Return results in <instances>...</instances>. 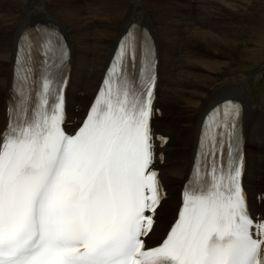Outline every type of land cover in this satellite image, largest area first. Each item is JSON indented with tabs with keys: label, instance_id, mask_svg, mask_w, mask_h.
<instances>
[{
	"label": "snow or ice",
	"instance_id": "6c2138e0",
	"mask_svg": "<svg viewBox=\"0 0 264 264\" xmlns=\"http://www.w3.org/2000/svg\"><path fill=\"white\" fill-rule=\"evenodd\" d=\"M67 59L54 28L20 37L0 131V264H264V218L240 183L242 106L226 100L206 116L181 209L152 246L162 193L151 36L131 25L73 133L63 126Z\"/></svg>",
	"mask_w": 264,
	"mask_h": 264
},
{
	"label": "bare ground",
	"instance_id": "6f19581e",
	"mask_svg": "<svg viewBox=\"0 0 264 264\" xmlns=\"http://www.w3.org/2000/svg\"><path fill=\"white\" fill-rule=\"evenodd\" d=\"M1 1L0 131L8 123L7 98L11 92L16 42L26 24L27 27L32 26L31 21L39 17L54 20L60 23L59 26L72 44L66 127L75 130L98 88L117 41L131 23L140 22L152 30L159 53L153 132L156 134L162 131L170 136L165 151L159 147V142L154 145L155 154H166L159 168L167 189V198L159 207L148 243H158L174 220L159 239H153L160 233L158 215L165 204L177 206L175 216L177 214L182 185L190 173L203 117L216 103L228 97L239 99L244 104L245 182L254 215L264 217V103L256 106L251 102L250 87L243 80L230 81L232 77L229 76L225 83H217L220 77L225 76L219 70L227 63L218 58V54H234L243 38L263 34L264 26L257 21L260 15L251 11L255 0H165L166 5L161 2L158 5L149 0L146 5L150 4L151 10L138 0L115 13L118 19L114 23L113 36L112 31L105 29L104 23L96 25L101 20L98 16L108 15V7L105 8L102 0L89 3L80 0ZM94 2L98 4L97 9L101 14L98 10L93 12L96 9L93 8ZM123 2L127 3L128 0ZM119 3H114L115 7H119ZM109 18L113 22L114 17ZM109 38L114 39L111 41ZM158 109L161 115L157 113Z\"/></svg>",
	"mask_w": 264,
	"mask_h": 264
},
{
	"label": "rangeland",
	"instance_id": "374dc122",
	"mask_svg": "<svg viewBox=\"0 0 264 264\" xmlns=\"http://www.w3.org/2000/svg\"><path fill=\"white\" fill-rule=\"evenodd\" d=\"M10 2L9 0H2L1 2ZM83 3H89L91 1H95V0H80ZM114 0H102V2L104 3L105 8L108 9V15L103 16L100 15V17L98 16L99 22L96 25H105V29L107 31H112L113 27H114V23L116 22V19H118V16L115 15V13L117 12H121L122 10H124L125 5L130 6L131 4H133L134 2L138 1V0H128V2H123V0H118L119 3V7L115 5H118V1L115 0L113 3L112 2ZM127 1V0H124ZM145 7H147L149 10L152 9L151 5L149 4L148 6L146 5L147 2H149V0H139ZM155 4L157 3L159 5V3L161 2L162 5H166V3L164 2L165 0H152ZM167 2L169 0H166ZM171 1V0H170ZM179 1V0H176ZM181 1V0H180ZM22 2V0L20 1ZM151 2V0H150ZM182 2V1H181ZM95 3V2H94ZM109 5H107V4ZM115 3V5H114ZM122 3V5H121ZM94 5V4H93ZM96 5L98 6L97 3H95V6H93V8L96 10L99 9V6L96 7ZM123 6V9H122ZM109 7L111 9L114 8V10H109ZM98 8V9H97ZM121 9V11H120ZM116 10V12H115ZM255 11L254 13H257L259 16V19L257 20L259 25L264 26V0H255L252 3V8L251 11ZM98 13L101 14V12L98 10ZM110 13H113L110 14ZM148 18L150 20V14L148 13ZM112 15V16H110ZM40 16V15H39ZM44 16V15H41ZM37 17V16H34ZM102 17L106 18L104 20V18L102 19ZM109 17H114L112 20L113 22L110 20ZM263 18V19H262ZM98 21V20H97ZM103 21V22H101ZM96 22L93 21V23ZM113 23V24H111ZM111 27H110V25ZM113 25V26H112ZM110 28V29H109ZM124 29V28H123ZM122 29V30H123ZM115 31H112V36L114 34ZM263 34H260L258 36H251L249 38H243L241 43L238 45V49L236 48V54H228L227 52H221L220 54H218V58H221L223 60H225L227 63H225L222 67L221 70H219L220 73H224L225 76L224 77H220L217 80V83L222 84L226 82V79H229L230 77V81H234V80H243L246 85L249 88V93L251 95V102L258 106L259 104L264 103L263 102V94H264V31L261 32ZM94 34L91 35V39H93ZM111 39V38H109ZM114 38L111 39V41H113ZM244 40V41H243ZM249 40V41H248ZM233 55V56H232ZM223 56V57H222ZM243 68V69H242ZM240 69V70H239ZM238 70V71H236ZM240 71V72H239ZM232 74H234L235 76H232ZM237 75V76H236ZM230 76V77H229ZM240 78H239V77ZM228 77V78H227ZM218 85V84H217ZM176 209L177 206H171L169 204H165V206L163 207V209H161V211L159 212L158 218L159 221L161 222L160 225V233L158 235H156L155 237H153V239L157 240L160 238V236L163 234V232L166 230V228L168 227L169 223L173 220L175 213H176Z\"/></svg>",
	"mask_w": 264,
	"mask_h": 264
}]
</instances>
